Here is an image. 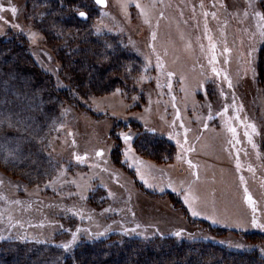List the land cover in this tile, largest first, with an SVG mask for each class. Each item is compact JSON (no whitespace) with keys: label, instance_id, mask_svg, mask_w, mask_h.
<instances>
[{"label":"rangeland","instance_id":"obj_1","mask_svg":"<svg viewBox=\"0 0 264 264\" xmlns=\"http://www.w3.org/2000/svg\"><path fill=\"white\" fill-rule=\"evenodd\" d=\"M76 2L78 10L93 14L87 19L89 33L79 32L84 43L91 40L96 46L89 49L103 54L97 36H122L117 49L128 47L135 58L126 62L124 57L117 66L128 65L137 89L145 93L119 87L88 94L68 74L72 86L57 92L46 73L21 61L24 47L8 50L0 44V176L9 180L12 197L58 214L31 234L54 239L61 222L77 218L73 211L100 208L111 200L129 204L143 226L165 233L195 220L248 229L255 227V216L264 224V97L255 93L262 3ZM0 8L9 15V26L25 31L41 68L49 67L55 57L46 35L54 25L43 14L58 10L57 5L52 0H0ZM67 20L64 16L57 26L64 40L73 33ZM6 31L0 20V36ZM86 48L92 60H101V53L91 55ZM119 54L110 53L108 66ZM65 60L67 71L87 67ZM88 79L99 86L103 81L95 72ZM124 135L131 139L126 142ZM193 210L199 215L193 216ZM12 251L10 245L0 250V264L21 262L19 253L10 258ZM33 264L46 262L40 256Z\"/></svg>","mask_w":264,"mask_h":264},{"label":"trees","instance_id":"obj_2","mask_svg":"<svg viewBox=\"0 0 264 264\" xmlns=\"http://www.w3.org/2000/svg\"><path fill=\"white\" fill-rule=\"evenodd\" d=\"M52 1L61 15L57 8L45 9L43 14V18L54 25L46 35L52 46L51 55L55 57L53 62L48 63L51 64L49 67L41 68L31 51L25 31L9 26V15L6 17L1 8L0 20L7 26V31L0 36V44L8 50L16 46L24 47V59L21 61L25 65L27 62L33 64L31 70L46 73L48 78L57 83V92L68 91L73 81L88 94H105L119 87L127 92L133 90L145 93V89H137L135 79L127 70L128 65L121 69L117 66L124 57L127 58L126 62L135 58L128 47L121 46L124 50L117 49V40L122 36H97L96 43L105 51L103 54L92 51L89 47L96 44L93 45L90 40L86 45L84 36L79 32L89 33L91 28L87 29V19L93 14L78 10L77 0H65L62 4ZM257 1L262 3L257 12V19L260 21L258 26L264 31V20L260 18L264 16V0ZM80 12L86 13V18L79 16ZM64 16L69 19L67 21L71 23L68 26L73 29L72 36L65 35V40L60 38L61 31L57 27ZM261 38L259 46L257 45L260 59L259 64H256L255 93L264 97V37ZM87 46L92 51L91 55L101 53V60H92L89 51H86ZM117 51L120 52L119 59L114 61V66H108V56ZM66 58L67 62L79 65L86 62L87 67L82 72H78L75 66L69 67L67 71L61 62ZM57 59L60 63H57ZM93 72L103 78L100 86L88 82ZM67 74L71 81L65 77ZM246 100L248 104L253 102L248 98ZM247 111L249 112L248 107ZM9 190V180L0 176V250H6L10 245L13 249L9 254L10 258L16 253L23 257L19 264H33L40 256L46 264H248L249 260H253L249 262L252 264H264V228H228L205 220H195L189 222L188 227L174 228L165 233L154 227L143 226L129 204L121 205L112 200L100 208L73 211L77 213V218L69 224L61 222L60 228L54 233V239L40 237L31 234L29 230L50 225L58 214L54 212L53 215L47 208L36 205L27 198L16 199L9 194ZM177 232L181 235H175ZM73 234L76 236L74 242ZM70 242L69 248L62 247Z\"/></svg>","mask_w":264,"mask_h":264},{"label":"snow or ice","instance_id":"obj_3","mask_svg":"<svg viewBox=\"0 0 264 264\" xmlns=\"http://www.w3.org/2000/svg\"><path fill=\"white\" fill-rule=\"evenodd\" d=\"M96 3H97V4H100V5H103V4L105 3V0H96ZM11 10H12L13 13L16 12V9H15V8H12ZM79 16H81V17H83V18H86V13H84V12H80V13H79ZM260 18H261V20H264V16H261ZM0 19H2V17H0ZM33 35H34V34H33ZM261 36L264 37V31L261 32ZM153 39H155V33H153ZM226 51H227V49H226ZM158 66H159V65H158ZM213 72H216V69H215V68H213ZM216 74H217V75H220L219 72H216ZM169 75H171V73H169ZM225 79H227L226 76H225ZM228 86H229V87L232 86V85H231V81H228ZM226 111H227V109L225 108V112H226ZM210 118H211V117H210ZM237 118H239V117H237ZM253 127H254V126H253ZM230 131H232L233 133H235L236 130H235V128H230ZM130 139H131V136H129V135H124V140H125L126 142L129 141ZM177 143H179V142H177ZM189 150H191V149H189ZM100 154H101V153H97V155H100ZM76 159L79 160L80 157H76ZM189 164H191V161H189ZM193 167H195V166L193 165ZM237 167H239V163H237ZM241 180H243V177H241ZM245 193H246V199H247L248 203H249V204H253L254 201H253L251 195H247V189H246V188H245ZM185 203H189V201L186 199V200H185ZM189 207H191V204H190V203H189ZM253 212H255V208H253ZM192 215H193V216H196V215H199V213H198L197 211L193 210V211H192ZM216 222H217V221L213 220V223H216ZM251 223H252V225L255 226V227L264 228V224H260V223H258L257 220H256V218H255V216H253ZM77 231H79V230H77ZM175 235L180 236L181 233H180V232H177V233H175ZM75 239H76V236H75V234H73V240H72V242H74ZM70 244H71V242H70L69 244H64V245H62V247L65 248V249H67V248L70 247Z\"/></svg>","mask_w":264,"mask_h":264},{"label":"water","instance_id":"obj_4","mask_svg":"<svg viewBox=\"0 0 264 264\" xmlns=\"http://www.w3.org/2000/svg\"><path fill=\"white\" fill-rule=\"evenodd\" d=\"M94 2L96 3V0H94ZM106 3H107V0H105V3L103 5H101V6H106ZM97 5H100V4H97Z\"/></svg>","mask_w":264,"mask_h":264}]
</instances>
